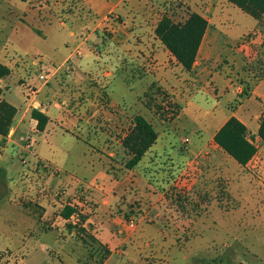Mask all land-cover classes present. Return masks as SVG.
Segmentation results:
<instances>
[{"label":"crops","instance_id":"1","mask_svg":"<svg viewBox=\"0 0 264 264\" xmlns=\"http://www.w3.org/2000/svg\"><path fill=\"white\" fill-rule=\"evenodd\" d=\"M177 1L185 12H181L179 17H167L174 22H183L190 13H198L207 20L208 26L191 72L185 71L161 44V86L169 93H172L170 90L180 92L175 98L183 97L182 102L171 98L180 108L175 114L177 119L174 122H179L178 119L184 116L177 128L183 124L184 129H192L195 137L190 138L189 145L181 146L173 140L174 134L178 132L173 128H167L164 138L161 136L164 151L161 152L160 192L148 182L142 169L125 170L116 163L119 172L109 171L101 155L94 152V144L74 136V126L85 136L88 130L85 121H79L78 118L75 120L64 107V102L60 104L48 97V93L52 91L48 89L49 84L39 85L36 79L29 78L22 69H15L20 61L31 57V65L35 67L39 63L36 60L38 58L40 63L47 64L42 49L49 45V35L54 34V0H0V63L11 71L8 77L0 79V88L3 91L10 89L7 81L15 73L19 77L24 105L19 110L9 103L17 109V115L9 136H0V162L8 147L18 145V138L25 139L23 131L32 127L33 133L38 137V141L30 138L36 145L34 155L37 163L48 162L55 166L58 169L57 176L72 170L81 178L77 185L81 189V197L66 204L77 210L69 220L61 216L64 208L58 211V204L52 199L54 193L50 183L49 189L43 186L37 196H32V203L18 204V217L14 219L17 222L14 242L0 251V264H147L149 258H158L161 264H169L167 261L174 244L182 240L181 237L190 242L194 237L202 236L204 231H196L195 227L207 226V219L199 217L191 223L181 221L179 226L188 225L194 230L187 235L171 234L167 228L173 224L165 217L168 212H177L180 206L204 211L221 210L224 203H229L231 194L242 204H251L257 197L261 200L260 194L256 196L253 192L247 194L244 191L248 177L242 175V170L247 169V166L235 164L215 143L214 136L234 116L247 127L249 140L257 148L256 154L264 158V142L257 136L264 116V14L260 20H255L227 0ZM2 3L7 6L1 7ZM129 3L132 4L131 0L61 2L63 6L69 7L68 11L72 15L76 13L74 16L77 15L79 21L76 22L77 25H86L84 17L80 16L82 10L87 9L94 18L90 24L95 25V30L111 14H121V11L127 10L128 5H131ZM164 16L161 15V19ZM128 17L134 23H141V15L135 11ZM62 18L65 19L66 15L58 18L60 25L66 27ZM236 24H242L243 29L239 31L232 28ZM70 35L74 36L75 33L71 31ZM248 35H251V39L247 41L245 36ZM73 55H66L59 64L66 63ZM73 62L77 67L84 64L83 60L82 63L75 59ZM18 65L21 66L20 63ZM184 73H187L186 76ZM64 78V82L61 81L64 87L74 86V78ZM58 80L55 77L50 85ZM29 84L33 93L27 90ZM128 86L130 88L131 85ZM33 109H38L49 117L44 132L36 130L37 123L31 118ZM124 109L127 116L129 108ZM217 115L226 117L214 127L217 122L207 121L206 116H213L214 119ZM64 134H71L79 143L81 156L72 165L53 155V147L56 146L54 139ZM43 136L50 145L51 155H42ZM109 141L110 146L117 145ZM108 156L116 159L114 153L108 152ZM179 159L183 165L177 164ZM37 172L36 167L30 173L35 175ZM7 190L6 188V192H2L0 189V200L7 196ZM46 190L48 194L44 193ZM73 192L74 189L69 188L65 195H74ZM246 194L253 195L252 198L249 197L253 200H248ZM260 200L256 201L257 204L261 203ZM160 206L161 225L153 223L151 219L159 218ZM131 220L135 221L134 229L128 226ZM45 242H50L53 246L48 251L46 249L41 252L47 256L39 262V250Z\"/></svg>","mask_w":264,"mask_h":264},{"label":"rangeland","instance_id":"2","mask_svg":"<svg viewBox=\"0 0 264 264\" xmlns=\"http://www.w3.org/2000/svg\"><path fill=\"white\" fill-rule=\"evenodd\" d=\"M61 2L62 0H54L53 13L56 20L53 22L54 34H48L49 45L42 49L46 55L45 62L49 63V66H61L48 83V89L52 90L48 93V97H52L60 104L64 102V107L75 120L78 118L79 121H85L84 123L88 127L85 136L75 126L73 128L74 136L91 141L94 144V152L101 155L103 163L112 173L119 170L117 164L121 166V169L129 170L125 165L131 156L121 146L122 141L129 133L130 128L133 127L134 117L143 115L155 126L160 138L154 147V153L149 154L137 169L144 171L146 167L159 170L160 173L157 177L160 179L161 159L154 158V162H151L150 157H154V155L161 157V152L164 151L161 136L164 138L165 133H167L166 129L173 128L175 132L178 131L173 137L175 143L178 142L175 139L178 134L179 137H195L192 129H184L183 124L177 128L180 119L184 116L178 119L179 122H174L177 119L175 114L180 108L171 98L174 97V99L182 102L183 97L175 98L180 92L170 90L172 93H169L161 86V73L163 72L161 70V42L157 41L155 36V28L161 20V15L179 17L181 12H185V10L177 0H131L132 4L129 3L131 5H128L127 10L121 11L123 14H111L95 30V25L90 24L94 18L87 9H83L82 16H80V18L84 17L83 20L86 23L84 27L81 23L76 24L79 22L78 16H74L76 10H74L75 14L72 15L68 11L69 7L63 6ZM1 5V7L7 6L5 3ZM78 6L81 7L80 4ZM133 11L141 15L140 24L134 23L128 17ZM62 15H66L65 19L62 18L66 27L60 25L58 20ZM225 24L227 25V22ZM232 28L241 31L243 25L236 24ZM71 31L75 33L74 36L70 35ZM248 39H251V35L245 36V40L248 41ZM70 53L74 55L67 61L73 69L67 70L69 65L65 67V63H59ZM73 58L76 61H81V63L83 60L84 64L82 63L81 67H77V64L75 66ZM39 59L36 60L41 62ZM32 60L31 57L28 60L20 61L21 66L18 63L15 69H22L29 78L36 79L40 85L39 66L37 65V68L31 65ZM62 65L64 66L62 67ZM184 74L186 76L187 73ZM65 76L74 78V86H63ZM55 77L59 80L50 85ZM10 78L7 81L10 89H4L3 98L22 110L24 105L19 77L14 73ZM131 81H133L132 84ZM128 84L131 85L130 88ZM70 91H74V93L71 92L70 94ZM125 107L129 108L127 116L124 114ZM225 117V115H217L213 119V116H206L207 121L217 122H214V127H217ZM75 122L77 124V121ZM22 135L25 139L18 138V145L9 146L6 155L0 162V189L2 192H6V188L8 189L7 196L0 200V251L14 242V232L17 230V222L14 219L18 217V204L32 203L34 201L32 196H37L43 186L48 188L49 183L52 185V187L50 186L54 193L52 199L58 204L56 205L58 211L62 210L69 201L74 202L81 197V189L77 187L81 181L78 174L68 170L66 173H61V176H57L58 169L55 166L48 162L37 163L38 160L34 155L36 148L34 146L36 145L35 142H31V139L38 141L37 135L33 133L32 127L25 129ZM74 136L64 134L54 139L56 146L53 147V155L70 165L81 156L79 143L76 142L77 139ZM27 137L29 138L26 139ZM109 140L112 144L117 145L110 146ZM178 144L180 143L178 142ZM41 147L42 155L52 154L45 136L42 137ZM108 152L116 154V159L109 157ZM231 160L237 164L233 159ZM180 163L181 160L179 159L177 164ZM181 164L183 165V163ZM36 167L38 172L33 175L30 172H33ZM230 172L232 174V168ZM242 175L248 177L244 191L247 194L253 192L256 196L260 194L261 200L259 197L257 200H260L261 203L257 204V200L252 201L253 199L249 198H252L253 195L246 194L245 197L252 202L251 204L245 203V205L231 194L229 203H224L221 210L204 211L190 209L189 206L187 208L180 206L177 208V212L171 210L165 216L168 222L173 224L167 228L171 234L182 233L187 235L190 234L191 230H194L188 225L179 226L178 223L181 221L191 223L193 219L201 217L207 219V226H196V231L203 230L204 233L202 236L194 237L190 242H186L181 237L182 240L174 244L173 252L167 263L264 264V186L251 174L248 168L242 170ZM154 177H156L155 174ZM69 188L74 189V195H65ZM44 193H47V190ZM158 212L160 213L159 218L157 220L151 219L153 223L161 225V206ZM52 246L53 244L50 242H45L41 246L38 254L39 262L47 256L41 252L46 249L48 251ZM159 260L158 258H149L146 263L161 264V260ZM27 264L32 263L27 262Z\"/></svg>","mask_w":264,"mask_h":264},{"label":"trees","instance_id":"3","mask_svg":"<svg viewBox=\"0 0 264 264\" xmlns=\"http://www.w3.org/2000/svg\"><path fill=\"white\" fill-rule=\"evenodd\" d=\"M241 9L255 20H260L264 14V0H227ZM208 26L207 20L198 13H190L183 22H174L164 16L155 28V36L169 53L177 60L181 67L191 72L197 54ZM10 69L0 63V79L10 75ZM3 90L0 88V136L7 138L11 132L17 109L2 100ZM31 118L36 121V130L44 132L49 117L38 109H33ZM122 141V147L131 156L125 167L129 170L140 166L143 160L152 152L160 138L159 132L151 121L143 115H136L133 127ZM258 138L264 142V116L260 121L257 132ZM215 143L240 166H247L257 153V148L249 140L247 127L236 117H230L214 136ZM157 157V158H156ZM161 157H150L151 162ZM161 170V168H160ZM148 182L161 192V178L159 170L144 168ZM154 174L156 177H154ZM76 208L66 205L61 212L65 220H69L76 213Z\"/></svg>","mask_w":264,"mask_h":264},{"label":"built area","instance_id":"4","mask_svg":"<svg viewBox=\"0 0 264 264\" xmlns=\"http://www.w3.org/2000/svg\"><path fill=\"white\" fill-rule=\"evenodd\" d=\"M65 67L69 65L68 61L64 64ZM62 65V67L64 66ZM40 74H39V81H41L42 85H47L49 81L51 80L53 74L61 68V66L53 67L49 66L48 64L44 63H38ZM73 69L70 65L67 67V70ZM27 90L29 93H33V89L31 85H27ZM177 141L182 145H188L190 144V138L187 136L179 137V134L176 137ZM254 144V142H253ZM248 170L251 172V174L258 179V181L264 186V158H262L259 155H255L252 160L247 165ZM128 226L131 229H134L136 227L135 221L131 220L128 222Z\"/></svg>","mask_w":264,"mask_h":264}]
</instances>
